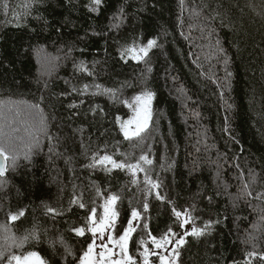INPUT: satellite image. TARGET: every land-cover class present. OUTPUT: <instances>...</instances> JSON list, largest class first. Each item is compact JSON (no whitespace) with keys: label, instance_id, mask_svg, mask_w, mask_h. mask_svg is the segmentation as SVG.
I'll list each match as a JSON object with an SVG mask.
<instances>
[{"label":"trees","instance_id":"1","mask_svg":"<svg viewBox=\"0 0 264 264\" xmlns=\"http://www.w3.org/2000/svg\"><path fill=\"white\" fill-rule=\"evenodd\" d=\"M0 146V264H81L113 195L136 264H264V0H0Z\"/></svg>","mask_w":264,"mask_h":264},{"label":"snow or ice","instance_id":"2","mask_svg":"<svg viewBox=\"0 0 264 264\" xmlns=\"http://www.w3.org/2000/svg\"><path fill=\"white\" fill-rule=\"evenodd\" d=\"M95 4H99L101 2V0H94ZM5 7H7V5L5 4ZM154 44V41H149L148 42V47H151ZM128 51L131 52H135V49H128ZM140 52L143 53L144 56L147 55V50L144 48L140 49ZM123 55V53H122ZM85 87H87V85H85ZM106 91H110V90H106ZM154 96V93L146 91L144 93H142L141 96H137L135 97V100L137 102H140L142 99H144L146 101L144 107H143V115H142V122L138 124L137 129L135 132L132 133V135H139L141 131H143L147 125H148V120L150 119V109L147 107V104L150 103L151 98ZM131 107V105H129ZM135 111V109H134ZM129 123H131V121H129ZM121 128H124V125H121ZM125 138H129V133L127 131H125ZM4 149L2 146H0V156H4ZM5 159H7V157L5 156ZM142 160L147 159L146 157H141ZM94 162L98 163V164H104L105 162L110 163L113 167L115 168H124L127 167L124 163L122 162H117L115 160L112 159L111 156H103L101 157L99 160H95L94 158ZM148 163H151V161H148ZM131 168H136V165H132L130 166ZM141 171H143V169H141ZM4 172V166L0 165V175H3ZM151 183V181H149ZM154 188H158V184H153ZM157 197L160 198L159 192H157ZM118 199L117 196L113 195L110 200L107 202L106 206H105V217L101 220L100 224L97 225L96 221L94 219L95 217V209H92V218H91V228L90 231L92 232L93 237H96L97 232L99 233H103L106 228L110 227V220L113 219L116 216V213L113 211L111 213V216H108V210H109V205L115 203V201ZM80 207L83 208L84 204L81 203ZM144 209L147 210L148 205L145 204ZM50 212H55V209L49 208L48 209ZM173 211L175 212V215L177 217L181 216L182 213L181 212H176L175 209H173ZM19 215H23V212L21 211L19 213ZM140 214L138 211H133L132 216L133 218L138 217ZM18 218L17 215H11V219L12 220H16ZM185 223L188 222V218L185 219L184 221ZM2 227V226H0ZM207 227V225L205 226ZM74 231L79 234V235H84L85 229L83 227L80 228H76L74 229ZM130 231H131V224L129 225V229H126L123 233V235H121L119 237V240L117 241L119 248H120V253H122L123 255L121 256L120 259L117 260H113L111 259L112 256L117 255V253L113 252L112 249H108L107 251V256H108V261L107 264H136L134 258L131 255L127 254V246H128V240L130 237ZM203 229H197L195 227H193L192 231H191V235L199 237L201 235H203ZM35 237V233L32 234ZM29 237L26 235L24 236L19 244H16V238L15 236L12 237L13 240V244L17 247H22L23 246V242L27 241ZM38 239V237H35ZM151 241L152 243L155 245V247L157 249L163 248L165 243H168L170 241H167L165 237H161L159 239H157V237L152 236L151 237ZM141 244H144L145 242L143 240L140 241ZM177 245H182L184 243L183 238H181L180 240L176 241ZM95 245V239H93L92 244L88 245V250L84 253V257L81 260V264H102L103 258L105 257L106 253L105 252H100L99 256L102 258L101 260H94L92 259V253H93V246ZM106 247V246H105ZM167 250V249H165ZM174 253V256L172 258L171 261H168L167 258L163 255H160L159 253H152L155 255H159L161 264H175L176 259L179 257V252L176 251V249L172 250ZM144 255V260H145V264H148V249L147 247L145 248V253ZM5 256L6 253L0 249V262H3L5 260ZM6 264H45V261L39 256V254L37 252H28L27 254H22V255H17L15 253H10L7 254V261Z\"/></svg>","mask_w":264,"mask_h":264},{"label":"rangeland","instance_id":"3","mask_svg":"<svg viewBox=\"0 0 264 264\" xmlns=\"http://www.w3.org/2000/svg\"><path fill=\"white\" fill-rule=\"evenodd\" d=\"M109 212L107 213V215L111 216V214H109ZM181 218H182V222H183V225H184L186 231L188 233L191 232L194 226H192V221L190 220V217L188 215L184 214V215H181ZM186 218H188L187 223L184 222ZM109 223H110V227L106 228V230L102 234L97 232L96 237H95V245L93 246L92 259L101 260L102 258L99 256V253L100 252L106 253L105 257L103 258L102 264H107V261H108L107 251H108V249H112L113 252L117 253V255L111 257V259H113V260L120 259L121 256L123 255L122 253H120V249H119L118 245L113 244L110 240V238H111L110 233H111L112 227L114 225V218L111 219ZM97 225H99V224H97ZM128 243H129V240H128ZM174 248H175L174 243L171 241V242L165 243L163 248L157 249L155 247L153 250H150V251L148 250V252H149L148 264H161V261L159 260L160 259L159 255H155L152 253H159L160 255L165 256L168 261H171L173 256H174V253L172 251ZM165 249H167V250H165ZM127 254H128V251H127ZM141 264H145L144 258L142 259ZM166 264H167V262H166ZM246 264H249V262H247Z\"/></svg>","mask_w":264,"mask_h":264},{"label":"water","instance_id":"4","mask_svg":"<svg viewBox=\"0 0 264 264\" xmlns=\"http://www.w3.org/2000/svg\"><path fill=\"white\" fill-rule=\"evenodd\" d=\"M0 165L4 166V172L3 174L6 172V166H7V160L5 159L4 156H0Z\"/></svg>","mask_w":264,"mask_h":264},{"label":"bare ground","instance_id":"5","mask_svg":"<svg viewBox=\"0 0 264 264\" xmlns=\"http://www.w3.org/2000/svg\"><path fill=\"white\" fill-rule=\"evenodd\" d=\"M5 175V174H4Z\"/></svg>","mask_w":264,"mask_h":264}]
</instances>
